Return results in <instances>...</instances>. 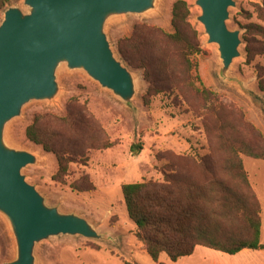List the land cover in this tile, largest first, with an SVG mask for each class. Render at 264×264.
I'll use <instances>...</instances> for the list:
<instances>
[{
	"label": "rangeland",
	"instance_id": "374dc122",
	"mask_svg": "<svg viewBox=\"0 0 264 264\" xmlns=\"http://www.w3.org/2000/svg\"><path fill=\"white\" fill-rule=\"evenodd\" d=\"M175 1L155 0L153 9L145 14L115 16L105 23L104 32L115 58L134 80L135 94L129 103L102 89L83 72L61 65L56 72V96L50 101L29 102L5 126V145L35 157V164L21 174L44 203L60 213L83 218L102 237L49 238L35 246V264H171L164 254L153 262L141 249L124 207L121 186L162 182L164 170L200 182L203 165L222 170L229 158L224 149L227 146L244 144L261 149L264 93L257 82L259 77L264 80V72H258L264 66V36L255 31L247 33L245 28L255 25L264 30V20L255 9L262 7L264 0H233L227 26L240 32V56L225 75L221 74L217 46L207 43L197 21L201 13L195 0H182L190 13L182 30L192 43L198 42L203 53L190 57L196 70L185 66L179 48L167 37L172 34ZM10 7L28 12L23 0H14ZM243 37L248 40L250 64H246ZM118 47L126 59L118 54ZM192 81L215 97L203 101L190 87ZM147 93L151 104L145 107L141 99ZM34 118L47 147L66 153L72 162L61 183L52 181L57 170L55 156L25 137V129ZM133 145L141 147L137 156L131 153ZM240 161L259 205L260 243L264 244V159L240 155ZM71 185L91 190L78 192ZM226 225L223 229L227 231L242 228L238 220ZM15 257L14 239L0 214V264H9ZM224 262L248 264L242 258Z\"/></svg>",
	"mask_w": 264,
	"mask_h": 264
},
{
	"label": "water",
	"instance_id": "95a60500",
	"mask_svg": "<svg viewBox=\"0 0 264 264\" xmlns=\"http://www.w3.org/2000/svg\"><path fill=\"white\" fill-rule=\"evenodd\" d=\"M155 0H23V13L8 7L0 21V214L8 222L16 257L9 264H35V246L52 237L101 240L93 227L74 214L48 207L21 172L36 162L25 151L9 148L5 126L32 101H50L58 91L57 69L81 71L102 89L129 103L135 94L130 71L118 61L104 32L115 16L142 15ZM197 21L208 44L217 46L221 74L240 56V32L227 26L233 0H195Z\"/></svg>",
	"mask_w": 264,
	"mask_h": 264
},
{
	"label": "trees",
	"instance_id": "16d2710c",
	"mask_svg": "<svg viewBox=\"0 0 264 264\" xmlns=\"http://www.w3.org/2000/svg\"><path fill=\"white\" fill-rule=\"evenodd\" d=\"M13 1L0 0V18ZM255 7L257 15L264 20V1L262 7L258 5ZM189 16L188 5L182 0L175 1L171 8L172 34L167 37L179 48L185 66L192 71L196 70L197 65L190 57L203 52L198 42L192 43L182 30V26L187 25ZM245 29L247 33L255 31L264 36L261 27L248 25ZM195 38L197 39L196 35ZM242 39L246 44V64H250L248 40L246 37ZM117 52L121 58H125L120 47ZM127 63L131 65L130 62ZM144 65L142 67H146ZM258 72H264V66ZM190 87L205 102L215 97V94L202 84L196 85L192 81ZM257 88L264 93V80L260 77ZM141 100L145 107L151 104L148 93L142 96ZM25 137L33 145L42 148L45 153L55 156L57 170L52 176V181L61 183L67 175L69 164L72 163L69 156L47 147L39 137L38 121L35 118L25 129ZM240 145L236 148H228L230 146L224 148L229 158L222 170L217 171L203 165L200 182L178 177L176 172L164 170L162 182L143 181L121 186L127 216L135 226L134 237L153 262H158L163 254L169 261L176 262L190 256L196 247L229 256H234L242 250H264V244L260 243L259 205L240 161V155L263 160L264 142L261 149ZM140 150L139 145L131 147L133 156H137ZM70 187L78 192L91 190V187L89 189H79L75 185ZM237 220L242 227L238 232L223 229V226L227 229L226 224H232ZM123 264L136 263L125 261Z\"/></svg>",
	"mask_w": 264,
	"mask_h": 264
},
{
	"label": "crops",
	"instance_id": "0c3cea01",
	"mask_svg": "<svg viewBox=\"0 0 264 264\" xmlns=\"http://www.w3.org/2000/svg\"><path fill=\"white\" fill-rule=\"evenodd\" d=\"M239 258L246 260L248 264H264V250H242L234 256H229L203 247H196L190 256L171 262V264H226L225 260L238 261Z\"/></svg>",
	"mask_w": 264,
	"mask_h": 264
}]
</instances>
